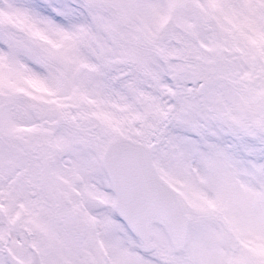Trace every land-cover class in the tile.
Masks as SVG:
<instances>
[{"label": "rangeland", "instance_id": "374dc122", "mask_svg": "<svg viewBox=\"0 0 264 264\" xmlns=\"http://www.w3.org/2000/svg\"><path fill=\"white\" fill-rule=\"evenodd\" d=\"M209 26V31L204 28ZM264 0H0V264H264ZM151 145L188 222L111 206L109 138Z\"/></svg>", "mask_w": 264, "mask_h": 264}, {"label": "water", "instance_id": "95a60500", "mask_svg": "<svg viewBox=\"0 0 264 264\" xmlns=\"http://www.w3.org/2000/svg\"><path fill=\"white\" fill-rule=\"evenodd\" d=\"M258 124L264 126V111ZM100 161L112 193V210L143 248H152L151 226L156 223L166 234L171 249H181L188 218L174 189L157 174L151 160V145L116 135L108 139ZM3 251L8 264H41L33 248L27 262L18 260L5 245Z\"/></svg>", "mask_w": 264, "mask_h": 264}, {"label": "bare ground", "instance_id": "6f19581e", "mask_svg": "<svg viewBox=\"0 0 264 264\" xmlns=\"http://www.w3.org/2000/svg\"><path fill=\"white\" fill-rule=\"evenodd\" d=\"M118 217V216H117ZM120 219V218H119Z\"/></svg>", "mask_w": 264, "mask_h": 264}]
</instances>
